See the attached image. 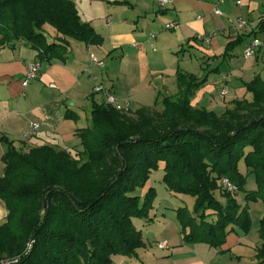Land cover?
Returning a JSON list of instances; mask_svg holds the SVG:
<instances>
[{"label":"trees","instance_id":"obj_1","mask_svg":"<svg viewBox=\"0 0 264 264\" xmlns=\"http://www.w3.org/2000/svg\"><path fill=\"white\" fill-rule=\"evenodd\" d=\"M46 25L60 35L58 43L48 42ZM65 37L87 46L103 40L81 20L73 0H0V47L23 41L39 62H64ZM238 43H228L225 52ZM175 76L179 91L162 98L159 113L141 107L131 119L92 102L89 126L76 133L81 151L43 145L25 153L6 143L0 264H110L113 255L135 257L144 244L133 219L149 218L155 196L153 188L143 196L138 191L159 170L167 189L195 199L192 212L176 210L185 244L215 248L233 227L250 231L236 194L264 204V82L256 76L245 83L250 99L233 100L218 115L191 106L206 77L179 69ZM240 162L254 175L255 191L244 190ZM222 179L236 192L224 191ZM258 235L257 264H264V216Z\"/></svg>","mask_w":264,"mask_h":264},{"label":"crops","instance_id":"obj_2","mask_svg":"<svg viewBox=\"0 0 264 264\" xmlns=\"http://www.w3.org/2000/svg\"><path fill=\"white\" fill-rule=\"evenodd\" d=\"M167 1V5L161 7L156 0H73L81 20L92 26L102 37V43L87 46L65 37L68 43L66 60L40 62V73L27 86L23 85L25 72L29 64L38 61L37 52L23 41L0 47V157L7 142L25 153L43 145L81 151L76 133L87 127L92 102H103L101 96L93 92L96 86L109 89L121 101L128 102L129 108L130 100L142 101L132 84L128 89L130 84H126V88L118 83L120 79L125 82L134 68L140 71L142 78L160 73L157 74L159 79L156 78L158 84L151 82L146 88L154 101L157 88L166 95L160 96L161 99L175 96L179 91L175 76L178 68L170 63L167 67L161 64V68H157L160 65L157 64L151 69L149 61H159V51L174 53L180 45L182 52L186 46L188 50L198 51L203 57L202 62L214 59L216 63L212 74L206 77V83L190 100L195 108L207 105V110L211 111L215 104L212 95L217 90L225 107H229L233 100L247 99L245 83L256 76L264 82V0ZM216 9L221 15L215 14ZM238 19L245 21L249 29H239ZM168 23L176 25L168 30L172 33L163 32ZM48 35L49 43H58V33ZM205 37H210L209 44L203 42ZM254 39L260 46L253 57L245 58L244 50ZM235 41L239 43L225 52L227 44ZM90 55L104 64L105 57L112 60L108 68H101L89 61ZM209 61L205 65H209ZM114 68L118 69L117 74H114ZM203 73L191 74L203 79ZM113 78H118L117 83L112 82ZM223 87H226L225 95H221ZM229 92L233 96L227 98ZM154 101L137 103L141 107H150ZM32 123L38 128L33 137L27 139L25 133ZM2 175L3 168L0 177ZM239 197L237 202L244 207L239 201L243 196L239 194ZM6 215L5 205L0 200V222H4ZM163 240L168 242L169 248H157L153 255L156 257L150 264H257L259 261L256 257L261 244L258 229L243 233L233 227L224 243L215 248L203 243L185 244L182 236L175 242L169 238ZM115 258L124 264L134 261L126 257Z\"/></svg>","mask_w":264,"mask_h":264},{"label":"rangeland","instance_id":"obj_3","mask_svg":"<svg viewBox=\"0 0 264 264\" xmlns=\"http://www.w3.org/2000/svg\"><path fill=\"white\" fill-rule=\"evenodd\" d=\"M45 32L47 33V37H49L48 34L53 35V33L56 35V30L52 28L51 26L46 25L44 27ZM164 33H172L171 31L164 30ZM240 46V45H239ZM238 47V46H237ZM182 45L177 47L174 51V53H168L166 54L164 51H159L158 56H160L159 61L155 60H150L149 61V66L150 68H156L157 64H160L157 68H161L163 64L164 66L167 67L170 63H173L174 66H176L179 70L184 72V69L187 70V72H197L200 71L203 73L201 78H205L212 74V71L214 70V67L216 66V63L214 62V59L209 61H203V57H201V54L197 51L193 50H188V48L185 46L184 50L186 51H181ZM162 50V49H161ZM191 58H190V56ZM112 59L105 57V66L108 68L109 63ZM115 61V59H114ZM209 61V65H205V62L207 63ZM223 61L219 62L221 64ZM205 65V66H204ZM165 68V67H163ZM203 68V69H201ZM213 69V70H212ZM107 69H105L106 71ZM208 70V71H207ZM114 74H117L118 69L114 68L113 70ZM140 71L137 69H133L129 72V75L126 77L125 82L123 80H118L120 84H123L126 88V84H130L128 89L131 88L137 91L139 94L138 96L142 97V101H135V100H130V108L128 107L127 110L120 111L123 113L126 117L135 119L136 117L134 116L133 111L137 110V108L141 107V105L137 102H140L142 104H151L153 103L152 99V94H148L146 91L149 87V84L152 82L154 84H158L157 79L159 77L160 73H156V75H147V77H141L139 74ZM189 73V74H191ZM119 77V75H117ZM164 77V75H163ZM118 79V78H117ZM117 79L113 78L112 82L117 83ZM159 79V78H158ZM147 88V89H146ZM245 88V87H244ZM218 89V87H217ZM216 89V90H217ZM158 89L156 90L155 97L156 100L154 101V105L147 107V111L149 114H154V113H159L161 111L160 103H161V97L160 96H166L162 91L158 92ZM141 91V93H140ZM231 92V91H230ZM229 92V95L227 96H233ZM162 93V94H161ZM168 94V93H166ZM245 95H247V99H250V95L246 93V90L244 92ZM213 100L215 103L214 104V109L211 108L213 112L215 113H223L227 107H225V103L222 100V98L219 95V91L217 90L216 93L213 95ZM116 97V96H115ZM120 102H126V101H121L118 97H116ZM211 98V96H209ZM103 103V102H102ZM205 110H207L208 107L207 105H203ZM206 107V108H205ZM87 127L89 126V119L88 123L86 125ZM2 157V156H1ZM0 157V172H2V168L4 170V165L1 161ZM3 166V167H2ZM238 168L240 172L244 173L245 175V185H244V190L247 192L255 191L256 190V182H255V177L252 173H247L246 167L244 166L243 162H240L238 165ZM162 176H163V171L159 170L157 172H152L150 174L149 180L147 184L145 185V188L142 190H139L138 192L140 193L141 196L145 194L146 191H148L149 188H153L155 191V196L152 202V209L149 212V218L147 220H138V219H133V223L138 231L141 232V238L143 241L144 246H142L140 249H137L136 251V256L131 257H126V259L130 260L131 259V264L138 263V264H150V262L153 261V256L154 251L157 250V243L162 241L165 238H169L171 242H175L179 236H182V225L177 217L176 210L181 207H185L188 209L189 212H192L193 206L195 199L186 194H180V193H174L167 189L166 185L162 181ZM239 194H241L243 197V200H239L241 203L244 204L247 208V213L248 216L251 220V228L250 231L257 230L260 227V221L262 220L264 216V204L262 200H251V201H246L244 200V192H238L236 194V199H240ZM215 197L219 200L220 203H224L225 199L224 197L220 194L219 191L215 192ZM6 209V208H5ZM212 218L210 217L208 220H211ZM3 222V221H2ZM0 222V223H2ZM141 223V226H138V224ZM249 231V232H250ZM182 242H183V237H182ZM30 245L27 246V251L29 250ZM26 251V252H27ZM115 257H121L124 258V256L121 255H113L111 256V263L110 264H124V263H119V260Z\"/></svg>","mask_w":264,"mask_h":264},{"label":"built area","instance_id":"obj_4","mask_svg":"<svg viewBox=\"0 0 264 264\" xmlns=\"http://www.w3.org/2000/svg\"><path fill=\"white\" fill-rule=\"evenodd\" d=\"M156 2L161 6L164 7L167 5L168 1L167 0H156ZM215 14L217 15H221V12L219 10H215ZM175 24L174 23H168L165 25V28L167 30H172L175 28ZM237 27L239 29H249V25L241 20L238 19L237 20ZM203 42L205 44H209L210 43V37H205L203 38ZM260 46V42L257 40H252L248 43L246 49L244 50L243 56L245 58H251L254 55V52L256 50L257 47ZM89 61L92 64H95L101 68H103L105 66L104 62L97 60L96 57H94L93 55L89 56ZM41 70V64L40 62H33L31 64H29L27 66L26 72H25V76H24V80H23V85L27 86L29 82L35 80L38 76V74L40 73ZM52 87V85L50 86ZM93 92L95 94H98L101 96L103 103L114 108L117 111H123V110H127V108L129 107L128 102H120L115 95L107 88L103 87L102 85H98L93 89ZM226 93V87L222 88L221 91V95H225ZM38 126L35 123H32L29 125L27 132L25 133V138L29 139L32 138L34 133L36 132ZM221 184L223 187V190L228 192V193H235L236 192V188L234 186H232L228 180L226 179H222L221 180ZM157 248L159 250H167L169 248L168 242L166 240H162L160 242L157 243Z\"/></svg>","mask_w":264,"mask_h":264},{"label":"water","instance_id":"obj_5","mask_svg":"<svg viewBox=\"0 0 264 264\" xmlns=\"http://www.w3.org/2000/svg\"><path fill=\"white\" fill-rule=\"evenodd\" d=\"M33 240H34V238H33Z\"/></svg>","mask_w":264,"mask_h":264}]
</instances>
